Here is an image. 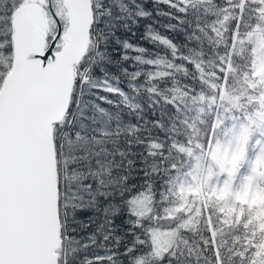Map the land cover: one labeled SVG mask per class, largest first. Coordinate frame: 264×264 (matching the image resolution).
<instances>
[{"label": "trees", "instance_id": "1", "mask_svg": "<svg viewBox=\"0 0 264 264\" xmlns=\"http://www.w3.org/2000/svg\"><path fill=\"white\" fill-rule=\"evenodd\" d=\"M112 3L130 59L89 81L74 146L130 177L132 264H264V0Z\"/></svg>", "mask_w": 264, "mask_h": 264}, {"label": "snow or ice", "instance_id": "2", "mask_svg": "<svg viewBox=\"0 0 264 264\" xmlns=\"http://www.w3.org/2000/svg\"><path fill=\"white\" fill-rule=\"evenodd\" d=\"M123 11L112 0H0V264H132L130 177L74 146L89 81L111 91L109 75L126 73L128 45L113 52Z\"/></svg>", "mask_w": 264, "mask_h": 264}, {"label": "water", "instance_id": "3", "mask_svg": "<svg viewBox=\"0 0 264 264\" xmlns=\"http://www.w3.org/2000/svg\"><path fill=\"white\" fill-rule=\"evenodd\" d=\"M85 8H84V4L83 3H80L78 9H77V13H78V16L79 17H82L83 16V12H84Z\"/></svg>", "mask_w": 264, "mask_h": 264}]
</instances>
